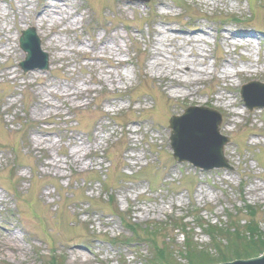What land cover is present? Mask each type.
Wrapping results in <instances>:
<instances>
[{
  "label": "rangeland",
  "instance_id": "obj_1",
  "mask_svg": "<svg viewBox=\"0 0 264 264\" xmlns=\"http://www.w3.org/2000/svg\"><path fill=\"white\" fill-rule=\"evenodd\" d=\"M29 28L45 71L19 70ZM256 84L264 0H0V264H186V237L217 256L206 224L264 234ZM187 108L219 113L227 167L173 160Z\"/></svg>",
  "mask_w": 264,
  "mask_h": 264
},
{
  "label": "water",
  "instance_id": "obj_2",
  "mask_svg": "<svg viewBox=\"0 0 264 264\" xmlns=\"http://www.w3.org/2000/svg\"><path fill=\"white\" fill-rule=\"evenodd\" d=\"M19 45L20 49L26 53L25 61L20 64L21 70L27 72L35 68L49 69L46 55L40 52V43L34 29L30 28L22 32ZM257 89L263 92L261 95L263 101L248 102L249 96L245 97V103L250 110L264 107V85L256 84L251 88L254 91ZM209 112L200 108H190L183 116L171 118L168 124L171 129L170 147L173 151L172 156L177 162H189L196 168L206 170L227 167L223 149L229 142L218 133L221 123L218 114ZM225 264H264V253L254 259Z\"/></svg>",
  "mask_w": 264,
  "mask_h": 264
},
{
  "label": "trees",
  "instance_id": "obj_3",
  "mask_svg": "<svg viewBox=\"0 0 264 264\" xmlns=\"http://www.w3.org/2000/svg\"><path fill=\"white\" fill-rule=\"evenodd\" d=\"M247 213L250 216L254 215L252 209H247ZM248 226V231L244 230L249 233L248 237H244L242 236L243 234H240L241 232L238 226L232 225L231 227L218 229H214L215 226H207L209 230L214 231L212 235L215 236H211L212 242L210 247L214 248L217 256L213 257L210 255L209 251L202 249L199 245L196 246L192 244L187 237L180 251L181 253L179 252L180 256L187 262L186 264H213L257 256L264 252V234L257 231L254 225ZM150 235L153 236L152 234ZM221 240H224V246L219 244ZM159 252L160 250L158 254ZM160 254L162 255L161 264H179L173 259V253L163 252Z\"/></svg>",
  "mask_w": 264,
  "mask_h": 264
},
{
  "label": "bare ground",
  "instance_id": "obj_4",
  "mask_svg": "<svg viewBox=\"0 0 264 264\" xmlns=\"http://www.w3.org/2000/svg\"><path fill=\"white\" fill-rule=\"evenodd\" d=\"M197 31H195V32H193V34L196 36L197 35V37L198 36H200V35H202V34H205V31H203L202 29H199V28H197L196 29ZM175 32H180V31H175ZM222 37H223V35H222ZM189 42H193V37L190 39V40H188ZM229 42H230V40H229ZM238 46H242V47H245V46H248V44H245V46L244 45H238ZM197 57H199L198 55H197ZM183 64H184V62H183ZM190 72H193V73H198L197 71H193L191 68L190 69H188L187 67H184V68H182V69H180V70H176V74H190ZM230 75L231 74H227L226 76H228V78L230 77ZM164 78H166V76H164ZM174 80H175V82L173 83V85H172V87H184V84L186 85V82L185 81H181V80H178V78H174ZM196 81H198V79H193V81H191L192 83H196L197 84V82ZM208 111H210L209 109H207ZM209 113H211V114H213V112L212 111H210ZM216 113V112H215ZM73 156V155H72Z\"/></svg>",
  "mask_w": 264,
  "mask_h": 264
}]
</instances>
